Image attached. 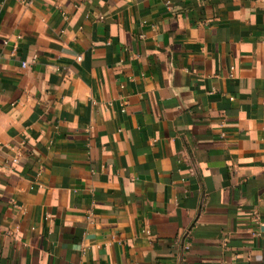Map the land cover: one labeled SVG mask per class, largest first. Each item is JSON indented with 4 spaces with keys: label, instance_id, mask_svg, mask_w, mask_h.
<instances>
[{
    "label": "crops",
    "instance_id": "1",
    "mask_svg": "<svg viewBox=\"0 0 264 264\" xmlns=\"http://www.w3.org/2000/svg\"><path fill=\"white\" fill-rule=\"evenodd\" d=\"M0 264H264V0H0Z\"/></svg>",
    "mask_w": 264,
    "mask_h": 264
},
{
    "label": "built area",
    "instance_id": "2",
    "mask_svg": "<svg viewBox=\"0 0 264 264\" xmlns=\"http://www.w3.org/2000/svg\"><path fill=\"white\" fill-rule=\"evenodd\" d=\"M168 3L170 2V0H166ZM81 58V56H79ZM24 65H27V62H24ZM147 232H149V230H146Z\"/></svg>",
    "mask_w": 264,
    "mask_h": 264
}]
</instances>
